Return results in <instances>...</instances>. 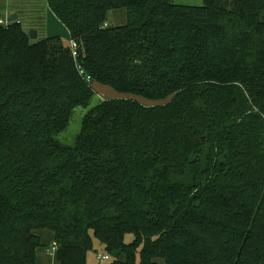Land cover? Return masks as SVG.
<instances>
[{"label": "trees", "instance_id": "16d2710c", "mask_svg": "<svg viewBox=\"0 0 264 264\" xmlns=\"http://www.w3.org/2000/svg\"><path fill=\"white\" fill-rule=\"evenodd\" d=\"M47 4L91 79L58 36L0 24V264H36L44 230L56 264L95 242L107 264H264V0ZM94 85L119 96L61 142Z\"/></svg>", "mask_w": 264, "mask_h": 264}, {"label": "rangeland", "instance_id": "374dc122", "mask_svg": "<svg viewBox=\"0 0 264 264\" xmlns=\"http://www.w3.org/2000/svg\"><path fill=\"white\" fill-rule=\"evenodd\" d=\"M176 3L186 4V5H200L202 4V0H173ZM8 5L15 6L19 11L22 17L20 20L22 21V25L24 29L28 32L31 29L36 30L37 27L38 34L36 37H30L31 41H35L40 38H44L46 36H58L61 41L65 44H69V37L67 35L65 27L50 15V9L47 4V0H0V18L3 20H7L8 17ZM107 23L109 25H119L125 22V12L123 9H113L108 12L107 16ZM45 25L44 31L41 30L40 23ZM31 26L35 27L32 28ZM94 95L90 101V104L87 108L77 106L74 108L73 115L70 119V122L65 130L60 132L57 135V138L66 144H71L74 141L76 134L80 130L82 116L86 112V110L94 105L96 102H99L104 99H110L113 97H117L119 95L116 94L114 90L107 86L103 85H94ZM144 104L147 105H158V104H165L168 100L164 101H150V100H142L139 99ZM208 211L214 217H221L223 214L218 211V209H212L211 207L208 208ZM133 239V235L131 233H127L124 236V240L126 242H131ZM98 248V250H97ZM103 253L99 250V246H97L96 242L94 243L93 248L87 252L86 261L87 264H107L108 260H104L99 262L97 259L98 254ZM139 257V256H138Z\"/></svg>", "mask_w": 264, "mask_h": 264}, {"label": "crops", "instance_id": "0c3cea01", "mask_svg": "<svg viewBox=\"0 0 264 264\" xmlns=\"http://www.w3.org/2000/svg\"><path fill=\"white\" fill-rule=\"evenodd\" d=\"M7 9H8V17L11 15V13H14L17 15V19L20 20V17H22V16L20 14V11L15 6L8 5ZM50 15L55 20H58L52 12L50 13ZM8 17H7V19H8ZM0 19H2V18H0ZM39 25L41 27V30L44 31V29H46L45 25L42 22ZM31 27L35 28L33 26H31ZM35 29L38 31L37 27ZM66 32H67V30H66ZM67 35H68V33H67ZM49 36H51V35H49ZM40 237H41L42 246L38 247V249H37L36 264H56V260L54 257V248L52 247V243H53L52 233L50 231L44 230V231L40 232Z\"/></svg>", "mask_w": 264, "mask_h": 264}, {"label": "built area", "instance_id": "2783aa9c", "mask_svg": "<svg viewBox=\"0 0 264 264\" xmlns=\"http://www.w3.org/2000/svg\"><path fill=\"white\" fill-rule=\"evenodd\" d=\"M8 21L7 20H3L0 19V24H6ZM69 48H70V52H71V56L75 62V67L76 70L78 72V74L86 81L89 82L90 81V76L88 74L85 73L83 67L81 66L80 63L77 62V57H78V45L74 40H69ZM98 260L100 262L104 261V260H108V255L106 253H101L98 254L97 256Z\"/></svg>", "mask_w": 264, "mask_h": 264}, {"label": "water", "instance_id": "95a60500", "mask_svg": "<svg viewBox=\"0 0 264 264\" xmlns=\"http://www.w3.org/2000/svg\"><path fill=\"white\" fill-rule=\"evenodd\" d=\"M17 20V15L14 14V13H11V15L8 17L7 21L10 22V21H15ZM37 36V33H36V30L34 29H31L29 31V37H36Z\"/></svg>", "mask_w": 264, "mask_h": 264}]
</instances>
